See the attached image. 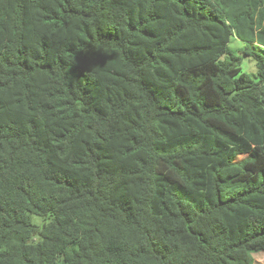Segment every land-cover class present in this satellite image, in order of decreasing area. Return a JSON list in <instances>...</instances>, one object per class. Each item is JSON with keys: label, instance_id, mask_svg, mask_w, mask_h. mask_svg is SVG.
<instances>
[{"label": "trees", "instance_id": "obj_1", "mask_svg": "<svg viewBox=\"0 0 264 264\" xmlns=\"http://www.w3.org/2000/svg\"><path fill=\"white\" fill-rule=\"evenodd\" d=\"M261 252L264 0H0V264Z\"/></svg>", "mask_w": 264, "mask_h": 264}, {"label": "rangeland", "instance_id": "obj_2", "mask_svg": "<svg viewBox=\"0 0 264 264\" xmlns=\"http://www.w3.org/2000/svg\"><path fill=\"white\" fill-rule=\"evenodd\" d=\"M230 49L237 55L243 57L242 68L245 73L249 75L250 78L255 79L257 76V67L254 61L249 57H244L243 51L246 47L244 43L240 40L233 38L229 44ZM229 87V83L226 84ZM32 222L38 225H42L44 220L37 216H32ZM254 264H264V252L257 253L253 255Z\"/></svg>", "mask_w": 264, "mask_h": 264}]
</instances>
